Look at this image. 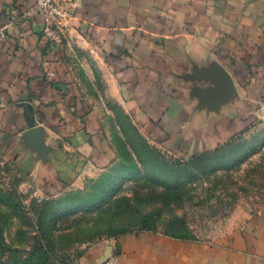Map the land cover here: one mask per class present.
<instances>
[{
    "label": "crops",
    "instance_id": "obj_1",
    "mask_svg": "<svg viewBox=\"0 0 264 264\" xmlns=\"http://www.w3.org/2000/svg\"><path fill=\"white\" fill-rule=\"evenodd\" d=\"M34 0H0V155L37 186L80 187L99 174L95 118L83 121L62 46L41 36ZM69 33L120 84L124 110L173 148L194 152L236 137L264 96V0H75ZM219 67L235 92L213 100ZM46 190H44L45 192ZM264 264V205L217 242L142 232L95 244L80 264Z\"/></svg>",
    "mask_w": 264,
    "mask_h": 264
},
{
    "label": "rangeland",
    "instance_id": "obj_2",
    "mask_svg": "<svg viewBox=\"0 0 264 264\" xmlns=\"http://www.w3.org/2000/svg\"><path fill=\"white\" fill-rule=\"evenodd\" d=\"M60 46L81 118H95V134L109 158L80 187H44L42 203L32 196L39 188L33 176L0 163L1 259L20 260L38 248L30 264H80L93 245L142 232L214 244L259 212L264 96L245 110L247 123L229 142L178 150L153 139L124 110L120 82L79 37L67 31Z\"/></svg>",
    "mask_w": 264,
    "mask_h": 264
},
{
    "label": "built area",
    "instance_id": "obj_3",
    "mask_svg": "<svg viewBox=\"0 0 264 264\" xmlns=\"http://www.w3.org/2000/svg\"><path fill=\"white\" fill-rule=\"evenodd\" d=\"M33 9L41 18V36L44 40L61 45L63 36L71 29V20L75 13V0H34ZM6 25H0V38L5 37ZM79 43L87 44L85 37H79ZM0 163L4 164V159L0 155ZM32 196L37 201L45 199V193L42 189L32 190ZM100 264H118V258L111 253L107 259L102 260Z\"/></svg>",
    "mask_w": 264,
    "mask_h": 264
},
{
    "label": "water",
    "instance_id": "obj_4",
    "mask_svg": "<svg viewBox=\"0 0 264 264\" xmlns=\"http://www.w3.org/2000/svg\"><path fill=\"white\" fill-rule=\"evenodd\" d=\"M201 74L206 76H212L213 83L217 86L216 89H208L203 91V96L206 98H212L213 100H219L232 96L235 92V87L227 74H223L219 67H215L209 71H203ZM112 248L109 247L103 260L111 254Z\"/></svg>",
    "mask_w": 264,
    "mask_h": 264
},
{
    "label": "trees",
    "instance_id": "obj_5",
    "mask_svg": "<svg viewBox=\"0 0 264 264\" xmlns=\"http://www.w3.org/2000/svg\"><path fill=\"white\" fill-rule=\"evenodd\" d=\"M232 140V139H231ZM230 141V140H229ZM227 141V142H229ZM225 142V143H227ZM224 144V143H223ZM35 202L36 203H42L44 202L46 199H43L41 201H37L35 198H34ZM171 237H177V236H173V235H169ZM40 250H38V248H31V250L28 252L27 254V257L26 258H23V259H20V260H6V259H1L0 258V264H30V261L33 257L34 254L38 253Z\"/></svg>",
    "mask_w": 264,
    "mask_h": 264
}]
</instances>
